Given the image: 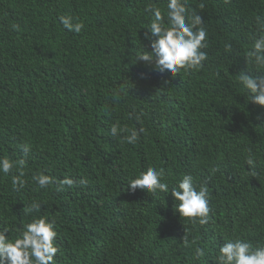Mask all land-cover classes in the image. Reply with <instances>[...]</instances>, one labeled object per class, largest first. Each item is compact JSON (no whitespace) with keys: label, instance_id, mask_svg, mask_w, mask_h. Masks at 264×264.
<instances>
[{"label":"trees","instance_id":"16d2710c","mask_svg":"<svg viewBox=\"0 0 264 264\" xmlns=\"http://www.w3.org/2000/svg\"><path fill=\"white\" fill-rule=\"evenodd\" d=\"M166 2L0 0V157L25 159L27 181L15 191L0 173V229L14 238L30 219L23 208L39 202L31 215L55 223V264H216L225 238L264 243V106L236 77L255 72L245 53L264 0H188L207 27L208 59L174 76L137 59L152 51L145 7ZM65 13L83 22L79 34L62 27ZM116 122L143 128L139 141L111 137ZM148 167L164 170L169 193L128 187ZM45 169L77 183L39 189L31 177ZM186 173L207 182L206 225L174 210L170 191ZM196 247L204 257L194 258Z\"/></svg>","mask_w":264,"mask_h":264},{"label":"clouds","instance_id":"9594fccd","mask_svg":"<svg viewBox=\"0 0 264 264\" xmlns=\"http://www.w3.org/2000/svg\"><path fill=\"white\" fill-rule=\"evenodd\" d=\"M199 7L203 8L204 4L201 3ZM145 13L149 14V23L145 27L150 33H146V39L149 40L152 51L138 52L139 61L153 64L159 73L167 71L172 76L181 69L191 72L204 67L208 55L203 49L209 46L207 27L202 16L188 7V0H167L164 8L150 3L145 7ZM255 19L256 33L250 37L251 44L245 53L248 66L251 65L255 72L248 69V74L241 72L236 77L242 89L249 94L248 101L264 106V17L257 16ZM58 20L64 29L76 34L84 27L83 22L70 13L61 14ZM225 50L231 51L232 45L226 44ZM133 63H136V60ZM133 115L137 121L140 120L141 117L135 110L129 114V118ZM143 131V128H129L116 122L110 127V136L135 145ZM121 133L126 135L121 136ZM20 148L26 156L31 150V145L24 143ZM246 164L250 168V174L257 175L252 170L255 160L251 149L246 157ZM25 167V159L14 161L8 157H0V173L11 175V184L15 191L26 186ZM46 171L39 170L31 177L39 189H46L58 183L57 191H62L65 187L71 188L77 183L68 177L56 181L54 177L46 174ZM164 176L163 169L148 167L140 171L135 178H129L128 187L133 191L144 190L152 196L157 193L167 194L169 184L164 180ZM78 183L85 185L87 179L82 178ZM170 193L175 202H178L175 203L174 210L179 213L181 219L187 218L193 225L198 222L202 226L209 222L211 208L206 181L197 185L193 175L186 173L172 186ZM41 207L39 202L33 201L23 208L24 217L30 219L23 223L14 238H10L7 227L0 229V264H55L54 257L58 252L55 223L43 215H31L39 213ZM182 243L185 247L195 243L194 240L190 242L186 229ZM205 254V248L196 247L194 258L200 259ZM215 259L216 264H264V243H253L239 236L225 238Z\"/></svg>","mask_w":264,"mask_h":264}]
</instances>
